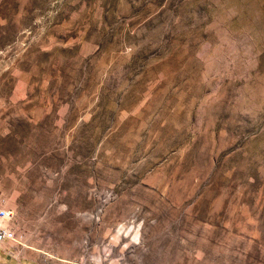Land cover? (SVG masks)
<instances>
[{"label": "rangeland", "instance_id": "1", "mask_svg": "<svg viewBox=\"0 0 264 264\" xmlns=\"http://www.w3.org/2000/svg\"><path fill=\"white\" fill-rule=\"evenodd\" d=\"M0 264H264V0H0Z\"/></svg>", "mask_w": 264, "mask_h": 264}, {"label": "built area", "instance_id": "2", "mask_svg": "<svg viewBox=\"0 0 264 264\" xmlns=\"http://www.w3.org/2000/svg\"><path fill=\"white\" fill-rule=\"evenodd\" d=\"M13 216V210L4 205H0V246L3 243L15 240L14 229L11 227L10 221Z\"/></svg>", "mask_w": 264, "mask_h": 264}, {"label": "bare ground", "instance_id": "3", "mask_svg": "<svg viewBox=\"0 0 264 264\" xmlns=\"http://www.w3.org/2000/svg\"><path fill=\"white\" fill-rule=\"evenodd\" d=\"M9 243V242H8ZM7 243H3L1 246H4V245H6Z\"/></svg>", "mask_w": 264, "mask_h": 264}]
</instances>
